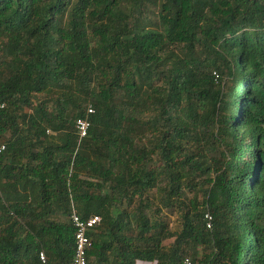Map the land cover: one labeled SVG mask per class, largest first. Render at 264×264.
<instances>
[{"label": "trees", "instance_id": "obj_1", "mask_svg": "<svg viewBox=\"0 0 264 264\" xmlns=\"http://www.w3.org/2000/svg\"><path fill=\"white\" fill-rule=\"evenodd\" d=\"M0 143V264H264V0H0Z\"/></svg>", "mask_w": 264, "mask_h": 264}, {"label": "built area", "instance_id": "obj_2", "mask_svg": "<svg viewBox=\"0 0 264 264\" xmlns=\"http://www.w3.org/2000/svg\"><path fill=\"white\" fill-rule=\"evenodd\" d=\"M94 113L91 106L86 108V113L83 118H78L74 124V133L77 139V144L86 138L89 128V116ZM6 150V145L0 143V157ZM3 198L1 187H0V199ZM70 224L74 229V254L71 264H88V252L91 249L92 242L90 234L101 224V218L99 216H91L88 218L80 217L75 209L72 207L71 215L69 217ZM39 259L42 264H45V256L40 253ZM183 264H191L186 259Z\"/></svg>", "mask_w": 264, "mask_h": 264}, {"label": "crops", "instance_id": "obj_3", "mask_svg": "<svg viewBox=\"0 0 264 264\" xmlns=\"http://www.w3.org/2000/svg\"><path fill=\"white\" fill-rule=\"evenodd\" d=\"M12 184L15 185V183L11 181V174H10V176H5L3 178V185L10 186ZM25 188H29L30 190H34L36 192V197L35 198H31L29 196H28V198L25 197L24 193L22 191V189H25ZM13 193L14 194L10 195L9 200L13 199V200H18V201H24V200L31 201L33 199L34 200L37 199L38 196H39L38 195L39 194V190L37 189L36 185L33 182H31V181H29V182H20L17 185V191H15ZM2 195H3V198L6 199V196L3 193H2Z\"/></svg>", "mask_w": 264, "mask_h": 264}, {"label": "rangeland", "instance_id": "obj_4", "mask_svg": "<svg viewBox=\"0 0 264 264\" xmlns=\"http://www.w3.org/2000/svg\"><path fill=\"white\" fill-rule=\"evenodd\" d=\"M142 16L143 18H145L146 21H150L151 23H155V14L153 12H151L148 9H144L142 10ZM24 196L28 198H35L36 197V192L34 190H30L29 188H25L22 189ZM172 241L166 242L165 244L168 245L169 243H171ZM138 264H142V263H138Z\"/></svg>", "mask_w": 264, "mask_h": 264}]
</instances>
